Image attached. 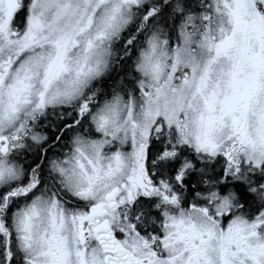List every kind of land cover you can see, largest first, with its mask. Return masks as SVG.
Returning a JSON list of instances; mask_svg holds the SVG:
<instances>
[{
  "label": "snow or ice",
  "instance_id": "obj_1",
  "mask_svg": "<svg viewBox=\"0 0 264 264\" xmlns=\"http://www.w3.org/2000/svg\"><path fill=\"white\" fill-rule=\"evenodd\" d=\"M0 264H264V0H0Z\"/></svg>",
  "mask_w": 264,
  "mask_h": 264
}]
</instances>
